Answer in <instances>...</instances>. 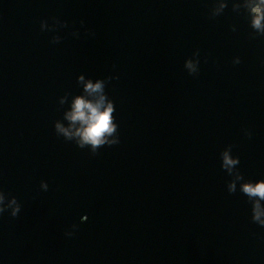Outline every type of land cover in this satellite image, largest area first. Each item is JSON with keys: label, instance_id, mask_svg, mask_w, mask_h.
<instances>
[{"label": "water", "instance_id": "95a60500", "mask_svg": "<svg viewBox=\"0 0 264 264\" xmlns=\"http://www.w3.org/2000/svg\"><path fill=\"white\" fill-rule=\"evenodd\" d=\"M259 2L216 0L210 19L215 0H0V190L22 205L0 216V264H264V227L220 155L233 145L245 178L264 179ZM53 17L68 27L42 32ZM101 95L120 143L92 155L54 125L75 133L77 96Z\"/></svg>", "mask_w": 264, "mask_h": 264}, {"label": "clouds", "instance_id": "9594fccd", "mask_svg": "<svg viewBox=\"0 0 264 264\" xmlns=\"http://www.w3.org/2000/svg\"><path fill=\"white\" fill-rule=\"evenodd\" d=\"M227 8L226 3H220L219 7H216V0L213 4L210 12V19L219 17L222 12ZM214 9V11H213ZM254 14L252 19V28L256 30L257 35L251 36L250 38L256 39L257 37H264V0H260L255 7L251 8ZM54 23L49 24L47 20L41 21V31L55 32L57 27L66 28L68 27L67 21H61L57 17L52 18ZM84 21H81V25ZM233 31H236L235 25L232 27ZM73 36L79 38V31L71 33ZM86 34L95 36L96 33L91 30H86ZM63 37L59 34L52 37L51 43L58 44L62 41ZM200 51L197 49L193 53V57L188 58L185 61L184 67L188 71L189 75L198 76L200 73ZM234 64H240L241 58L235 57L233 60ZM119 79V77L108 76L107 80ZM79 82L84 83V75H79ZM104 90V81L97 80L93 83L89 79L86 84L84 91L89 95L93 93H102ZM63 103V101H61ZM114 111L113 103L108 102L105 106V97L100 96L98 101H92L84 96H77L75 102L72 105V111L67 113V119L72 122V127H75L76 123L80 124V128L75 133L70 128H65L58 120L55 121V132L57 136L63 134L65 137L71 139L75 134L80 139L77 141L78 147L84 149L86 145L91 146V154L97 155L101 146H113L120 143L119 134L115 139L109 140L107 137L117 132V124L113 123L112 113ZM245 135L251 139L252 131L250 129L245 130ZM233 145H228L221 152L222 169L227 172L231 177V180L227 182V190L230 194H235L238 190L247 196L248 202L252 205V216L251 220L254 224L264 227V206L261 201H264V179L252 180L246 179L245 175L239 169L241 163L238 155H233ZM239 183V187L237 186ZM40 187L43 191H48L49 184L47 181H41ZM22 210V205L17 197L11 196L10 194L0 190V216L8 212L11 217H18ZM85 221H88L89 217L85 216ZM79 229L78 224L72 225L71 231H66V237H73L76 231Z\"/></svg>", "mask_w": 264, "mask_h": 264}]
</instances>
